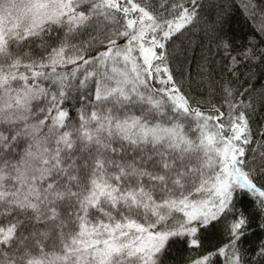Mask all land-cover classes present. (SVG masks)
<instances>
[{
  "label": "snow or ice",
  "instance_id": "6c2138e0",
  "mask_svg": "<svg viewBox=\"0 0 264 264\" xmlns=\"http://www.w3.org/2000/svg\"><path fill=\"white\" fill-rule=\"evenodd\" d=\"M0 264H264V0H0Z\"/></svg>",
  "mask_w": 264,
  "mask_h": 264
},
{
  "label": "trees",
  "instance_id": "16d2710c",
  "mask_svg": "<svg viewBox=\"0 0 264 264\" xmlns=\"http://www.w3.org/2000/svg\"><path fill=\"white\" fill-rule=\"evenodd\" d=\"M238 2V0H237ZM259 2V0H258ZM234 19L235 21H237L240 26H241V35H243V33L245 32H248V31H251L252 30V25H251V22H249L248 24H245L244 23V20H243V17L240 15V10L239 8H236L235 11H234ZM258 118V117H257Z\"/></svg>",
  "mask_w": 264,
  "mask_h": 264
}]
</instances>
